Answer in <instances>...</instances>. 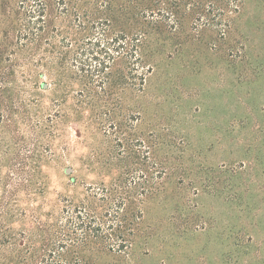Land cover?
Instances as JSON below:
<instances>
[{
	"label": "trees",
	"instance_id": "1",
	"mask_svg": "<svg viewBox=\"0 0 264 264\" xmlns=\"http://www.w3.org/2000/svg\"><path fill=\"white\" fill-rule=\"evenodd\" d=\"M250 2L264 5L0 0V264H129L135 249L149 244L146 210L166 204L177 145L164 141L157 128H145L147 78L206 36L213 48L238 32L228 57L248 60L254 40L242 20ZM17 74L31 87L28 100L6 97ZM42 77L71 98L67 114H32L41 108L35 90ZM53 103L58 108L66 102ZM56 118L76 123V131L96 141L86 165L99 179L80 197L60 195L46 211L45 199L34 203L47 188L44 167L54 157ZM20 123L27 137L19 134ZM190 184L199 191V181Z\"/></svg>",
	"mask_w": 264,
	"mask_h": 264
},
{
	"label": "rangeland",
	"instance_id": "2",
	"mask_svg": "<svg viewBox=\"0 0 264 264\" xmlns=\"http://www.w3.org/2000/svg\"><path fill=\"white\" fill-rule=\"evenodd\" d=\"M242 22L254 40L248 60L232 63L228 57L238 32L213 48L206 36L147 78L145 128H157L164 141L177 145L171 156L176 172L166 204L146 210L153 238L135 249L129 264H264V5L250 2ZM24 85L18 75L6 97L28 100L32 90ZM40 87L35 92L41 108L32 114H67L71 98L55 91L47 77ZM58 98L66 103L57 108ZM77 128L65 120L54 131V157L44 167L47 188L34 203L45 199L46 211L60 195L80 197L84 186L99 179L86 165L96 141ZM19 134L29 135L21 123ZM191 179L199 181V191Z\"/></svg>",
	"mask_w": 264,
	"mask_h": 264
}]
</instances>
